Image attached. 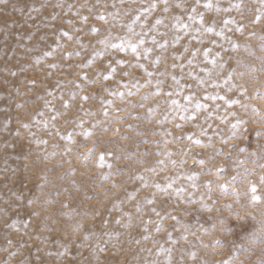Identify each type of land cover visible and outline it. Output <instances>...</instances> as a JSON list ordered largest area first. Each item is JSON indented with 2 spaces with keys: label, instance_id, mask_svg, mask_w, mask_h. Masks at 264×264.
<instances>
[{
  "label": "rangeland",
  "instance_id": "374dc122",
  "mask_svg": "<svg viewBox=\"0 0 264 264\" xmlns=\"http://www.w3.org/2000/svg\"><path fill=\"white\" fill-rule=\"evenodd\" d=\"M262 48L261 0H0V264H264Z\"/></svg>",
  "mask_w": 264,
  "mask_h": 264
},
{
  "label": "snow or ice",
  "instance_id": "6c2138e0",
  "mask_svg": "<svg viewBox=\"0 0 264 264\" xmlns=\"http://www.w3.org/2000/svg\"><path fill=\"white\" fill-rule=\"evenodd\" d=\"M165 2H166V0H165ZM261 3L264 4V0H261ZM205 6H206V7H211V4H207V5H205ZM151 7L154 8V7H155V4L151 5ZM237 7H239V5H237ZM165 10H166V9H165ZM218 10H219V9H218ZM190 18H191V17H190ZM260 18H261V16L258 15V16L256 17V22H259ZM100 19H103V17H100ZM157 23H159V21H157ZM226 23H227V22H226ZM129 30H131V28H129ZM238 30H239V29H238ZM94 31H95V29H94ZM205 31H206V32H211L212 29H211V28H206ZM217 35H222V33H217ZM99 43H101V44H103V45H106L107 47H110V48H118V49H120V51H125L126 48H131V51H132L133 53H137V55H139V53L137 52V47H138V45H137V44H133V43L128 42V41H124L123 39H122V42H121V43H118V44H112V43H109V41L107 40V38L101 39V40L99 41ZM143 43H144V41L141 39V40L139 41V44H143ZM153 43H155V41H153ZM159 47L163 48L164 45L161 44V45H159ZM262 50H264V48H262ZM149 51H151V50H150V49H145V50H144L145 58H147V53H148ZM47 54H48V53H45V55H47ZM193 55H195V53H193ZM204 56H205V59L207 60V58H208V50L205 51ZM178 58H179V57H177V59H178ZM208 62L211 63V64H213V65H215V63H216L215 59H213V60H211V61H208ZM89 63H91V61H89ZM116 63H117V64H120L121 61H117ZM154 63H155V62H154ZM140 67H143V65H140ZM173 67H175V65H173ZM181 67H183V66L181 65ZM220 67L223 68L224 65L221 64ZM113 72H115V68H110V69H109V73H108V75H105L103 78H104V79H109V78L111 77V73H113ZM147 75H148L149 77H151V76L153 75V73H152V72H147ZM160 75H163V73H160ZM189 75H191V73H189ZM172 79H173L174 81H176V83H179V81L176 79V77L173 76ZM150 82H151V81H149V83H150ZM225 82H227V81H225ZM160 83H162V82H161V81H157V84H158V85H159ZM199 83H200V84H203L204 81H203V80H200ZM145 86H146V85H139V87H145ZM213 86H215V87H219V85H213ZM154 95H160L159 90H157V91L154 93ZM166 95L171 96L172 93L169 92V93H166ZM145 98H146V97H145ZM261 98L264 99V97H261ZM83 99H87V97H84ZM184 99H185L186 101H191L192 97H191V96H186V97H184ZM206 99L216 100V99H224V97H222V96H209V97H206ZM226 103H229V102L226 101ZM230 103H239V101H231ZM171 104H172V105H175L177 108H180V107H181V106L178 104V102H177L176 100H172V101H171ZM64 106H65V107L68 106V105H67V102H65V105H64ZM194 107H195L197 110H199L200 108H204V107H206V105H203V104H200L199 102H197V103L195 104ZM241 107H243V108H248L249 106H248V105H241ZM253 110H254V109H253ZM152 111H153L152 109H149V112H150V113H151ZM183 111H187V109H183ZM233 115H234V114H233ZM54 118H55V117H53V119H54ZM180 118H181V119H189V120H191V119H193L194 117H193V116L185 117V116L181 115ZM262 121H264V118H262ZM239 123H241V122L238 120L237 123L231 125V127H232L233 129H235ZM177 127H180V126L177 125ZM84 135H85V136H88L89 133H88V132H85ZM68 138L71 139V135H69ZM189 139H191V137H189ZM193 143H195V144H199L200 141H199V140H195V141H193ZM91 151H92V149H89V152H91ZM241 151H243V149H241ZM98 160H99L98 166L103 167V166H104V163H103V162H104V155L101 154L100 157L98 158ZM196 163H199V164L202 165V164H204V161H203V160H199V161H196ZM262 167H264V166H262ZM221 172H223V168H220V169L217 170V174H219V173H221ZM187 179H189V180H193V181H194V180L196 179V174H193L192 176L187 177ZM237 179H238V178L234 176V177L230 178V180L227 182V184L220 185L219 188H220V191H221L222 193H224L225 195H227L228 192L231 191L232 194H233V196L237 197V203H239V195H240V194L237 193L236 190H235L234 188H232V189L229 188V185L235 184V183L237 182ZM259 183H260L261 185H264V176H261V177H260V181H259ZM248 185H249V187H248V192L246 193V195L248 196L249 203H256V202L260 201V196L257 195V186H256V184L252 183L251 181H248ZM205 186H206V187H209L208 184H206ZM157 187H159V185H157ZM167 187L170 188V187H171V184H169ZM192 187H196V184L193 183V184H192ZM165 190H166V189H162V191H165ZM149 203H151V201H149ZM227 207H231V206L229 205V206H227ZM157 215H159V213H157ZM172 219H175V217H172ZM237 219H243V217H241V216H237ZM262 233H264V229H262ZM225 264H227V262H225Z\"/></svg>",
  "mask_w": 264,
  "mask_h": 264
}]
</instances>
